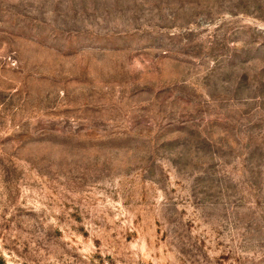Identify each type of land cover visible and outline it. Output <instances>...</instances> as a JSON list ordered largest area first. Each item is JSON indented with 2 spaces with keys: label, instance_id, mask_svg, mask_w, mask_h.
<instances>
[{
  "label": "rangeland",
  "instance_id": "1",
  "mask_svg": "<svg viewBox=\"0 0 264 264\" xmlns=\"http://www.w3.org/2000/svg\"><path fill=\"white\" fill-rule=\"evenodd\" d=\"M0 264H264V0H0Z\"/></svg>",
  "mask_w": 264,
  "mask_h": 264
}]
</instances>
